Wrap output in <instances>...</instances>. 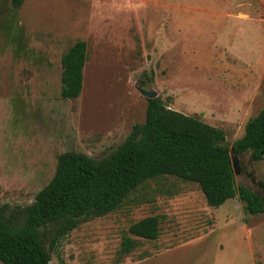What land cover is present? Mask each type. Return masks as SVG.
<instances>
[{
	"label": "rangeland",
	"instance_id": "1",
	"mask_svg": "<svg viewBox=\"0 0 264 264\" xmlns=\"http://www.w3.org/2000/svg\"><path fill=\"white\" fill-rule=\"evenodd\" d=\"M78 40L83 90L65 99L61 59ZM141 88L231 146L264 106V0H0V205L33 202L63 152L113 151L146 120ZM250 156L234 155L236 184L264 198V159ZM150 215L157 239L129 233ZM47 247L53 264H264V213L238 196L210 206L197 182L165 175Z\"/></svg>",
	"mask_w": 264,
	"mask_h": 264
},
{
	"label": "trees",
	"instance_id": "2",
	"mask_svg": "<svg viewBox=\"0 0 264 264\" xmlns=\"http://www.w3.org/2000/svg\"><path fill=\"white\" fill-rule=\"evenodd\" d=\"M23 0H13L19 7ZM88 46L76 41L62 56L61 95L76 99L83 90ZM226 133L197 116L168 108L159 97L147 98L144 123L113 151L94 158L79 151L59 155L56 171L27 205H0V261L3 264H50V249L82 221L122 207L126 198L150 179L169 175L195 181L207 203L219 207L239 197L249 213H264V198L237 185L232 158L247 151L253 162L264 158V106L247 122L245 133L231 146ZM264 187V180L259 181ZM129 233L155 240L160 217L147 216L129 226ZM135 240L126 237L122 252Z\"/></svg>",
	"mask_w": 264,
	"mask_h": 264
},
{
	"label": "water",
	"instance_id": "3",
	"mask_svg": "<svg viewBox=\"0 0 264 264\" xmlns=\"http://www.w3.org/2000/svg\"><path fill=\"white\" fill-rule=\"evenodd\" d=\"M141 93L146 98L156 97V92L154 90H149L147 88H141ZM232 162H233L234 173L239 174L240 173V164H239L238 159L236 157H233ZM50 264H53L52 260L50 261Z\"/></svg>",
	"mask_w": 264,
	"mask_h": 264
},
{
	"label": "flooded vegetation",
	"instance_id": "4",
	"mask_svg": "<svg viewBox=\"0 0 264 264\" xmlns=\"http://www.w3.org/2000/svg\"><path fill=\"white\" fill-rule=\"evenodd\" d=\"M248 152H250V151H247V152H245V153H248ZM250 158H251V156H250ZM239 164H240V162H239ZM240 169H241V167H240Z\"/></svg>",
	"mask_w": 264,
	"mask_h": 264
},
{
	"label": "crops",
	"instance_id": "5",
	"mask_svg": "<svg viewBox=\"0 0 264 264\" xmlns=\"http://www.w3.org/2000/svg\"><path fill=\"white\" fill-rule=\"evenodd\" d=\"M264 159V158H263Z\"/></svg>",
	"mask_w": 264,
	"mask_h": 264
}]
</instances>
